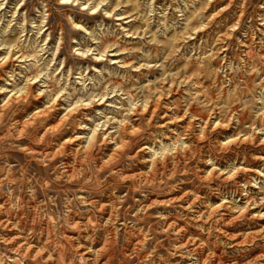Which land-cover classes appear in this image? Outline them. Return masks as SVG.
Listing matches in <instances>:
<instances>
[{
  "label": "rangeland",
  "instance_id": "1",
  "mask_svg": "<svg viewBox=\"0 0 264 264\" xmlns=\"http://www.w3.org/2000/svg\"><path fill=\"white\" fill-rule=\"evenodd\" d=\"M0 112V264H264V0H0Z\"/></svg>",
  "mask_w": 264,
  "mask_h": 264
},
{
  "label": "bare ground",
  "instance_id": "2",
  "mask_svg": "<svg viewBox=\"0 0 264 264\" xmlns=\"http://www.w3.org/2000/svg\"><path fill=\"white\" fill-rule=\"evenodd\" d=\"M14 42V41H13ZM9 44H12V42L11 43H9ZM9 59H11V57H9ZM9 59H7V60H9ZM6 60V61H7ZM5 61V62H6ZM13 61V60H12ZM4 62V63H5ZM3 63V64H4ZM2 65V64H1ZM28 88H27V92H25L24 93V98H26V96L28 95ZM48 110V109H47ZM45 113L44 112H36L35 114H33L31 117H30V119H27L25 122H23V126H22V128H21V130L20 131H18L19 133V136H24V135H26V133H27V131H26V127H30L31 125H33L34 123H36L35 122V119L37 118V117H40V116H42V115H44ZM2 116H3V113H1L0 112V119L2 118ZM20 123V122H19ZM16 131V130H15ZM47 131H51V128H47V130H46V132ZM45 132V133H46ZM16 136V135H15ZM52 137L53 136H49V135H43L42 136V138H40L39 139V143L38 144H40V145H43V142H45V140H46V142H47V147L48 146H50L51 145V143H53L52 141H53V139H52ZM66 143V142H65ZM65 143H63L62 145V148L61 147H59V149H67L69 146L68 145H65ZM28 149L32 152V153H37V152H39V150H37V149H35V148H32V147H28ZM49 149V148H48ZM47 150V149H46ZM46 152H48V151H46ZM45 152V153H46ZM47 154V153H46Z\"/></svg>",
  "mask_w": 264,
  "mask_h": 264
}]
</instances>
